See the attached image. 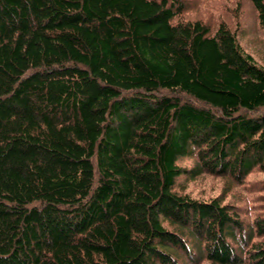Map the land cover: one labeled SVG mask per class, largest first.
<instances>
[{"label":"trees","instance_id":"obj_1","mask_svg":"<svg viewBox=\"0 0 264 264\" xmlns=\"http://www.w3.org/2000/svg\"><path fill=\"white\" fill-rule=\"evenodd\" d=\"M181 6L0 0V264H264V218L176 189L264 170V66Z\"/></svg>","mask_w":264,"mask_h":264},{"label":"rangeland","instance_id":"obj_2","mask_svg":"<svg viewBox=\"0 0 264 264\" xmlns=\"http://www.w3.org/2000/svg\"><path fill=\"white\" fill-rule=\"evenodd\" d=\"M176 3L182 6L175 21L201 19L212 32L221 23L226 24L236 34L243 49L264 66V26L253 0H176ZM196 158L197 156L185 157L179 163L190 167ZM228 180L231 187H228ZM176 189L182 194L199 199H210L224 193L225 200L236 205L244 225L264 218V170L260 168L251 171L241 184L235 178L233 181L230 177L209 172H204L195 179L183 175L178 179ZM259 238L260 236H256L253 242ZM200 264L208 263L205 260Z\"/></svg>","mask_w":264,"mask_h":264},{"label":"bare ground","instance_id":"obj_3","mask_svg":"<svg viewBox=\"0 0 264 264\" xmlns=\"http://www.w3.org/2000/svg\"><path fill=\"white\" fill-rule=\"evenodd\" d=\"M148 90V89H147ZM184 94V93H183ZM189 94V93H188ZM163 95V94H162ZM152 97V96H151ZM185 99V98H184ZM205 254V253H204ZM198 257V256H197ZM202 257V256H201ZM206 257V256H205ZM200 259V258H199ZM206 259V258H205ZM196 263H198V261L196 262ZM202 263V262H201Z\"/></svg>","mask_w":264,"mask_h":264}]
</instances>
